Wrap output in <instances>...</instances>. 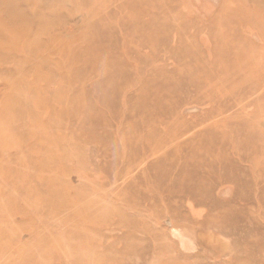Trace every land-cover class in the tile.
Listing matches in <instances>:
<instances>
[{"label":"rangeland","instance_id":"obj_1","mask_svg":"<svg viewBox=\"0 0 264 264\" xmlns=\"http://www.w3.org/2000/svg\"><path fill=\"white\" fill-rule=\"evenodd\" d=\"M46 1L0 0V264H264V0Z\"/></svg>","mask_w":264,"mask_h":264},{"label":"bare ground","instance_id":"obj_2","mask_svg":"<svg viewBox=\"0 0 264 264\" xmlns=\"http://www.w3.org/2000/svg\"><path fill=\"white\" fill-rule=\"evenodd\" d=\"M49 2H53L54 4V8H55V11H58V10H61L62 8H64L68 2V0H47L46 3H49ZM59 17H62V16H59ZM58 17V18H59ZM70 17H74V16H70ZM70 24V22H68V25ZM84 24V23H83ZM64 25V24H63ZM78 25V24H77ZM82 25V24H81ZM79 26V25H78ZM104 32V29L101 27V28H97L96 29V34H101ZM62 37H65V39H61L59 41L61 42H65L66 40H68V37L64 34L62 35ZM102 44V39L99 37V40H95L94 43H93V46H96V45H100L101 46ZM194 173L188 171V170H184L181 174H180V177L181 179H191L192 176H193ZM159 179L161 180V182L165 185H168L172 179L169 177V173L168 171H165L164 174L162 176H159ZM188 184H190L189 182H187Z\"/></svg>","mask_w":264,"mask_h":264}]
</instances>
